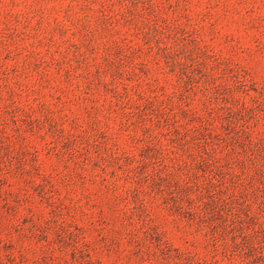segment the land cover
I'll return each instance as SVG.
<instances>
[{
	"label": "rangeland",
	"instance_id": "rangeland-1",
	"mask_svg": "<svg viewBox=\"0 0 264 264\" xmlns=\"http://www.w3.org/2000/svg\"><path fill=\"white\" fill-rule=\"evenodd\" d=\"M0 264H264V0H0Z\"/></svg>",
	"mask_w": 264,
	"mask_h": 264
}]
</instances>
